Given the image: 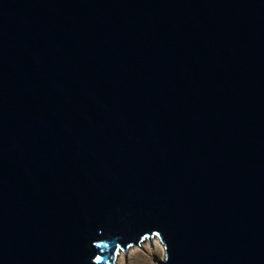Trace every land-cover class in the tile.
<instances>
[{"label":"water","instance_id":"1","mask_svg":"<svg viewBox=\"0 0 264 264\" xmlns=\"http://www.w3.org/2000/svg\"><path fill=\"white\" fill-rule=\"evenodd\" d=\"M152 236L264 264V0H0V264Z\"/></svg>","mask_w":264,"mask_h":264},{"label":"rangeland","instance_id":"2","mask_svg":"<svg viewBox=\"0 0 264 264\" xmlns=\"http://www.w3.org/2000/svg\"><path fill=\"white\" fill-rule=\"evenodd\" d=\"M146 243L143 244V242H139L138 245L140 248L134 244H131L127 246L124 251V257L122 256V259L120 261V264H158L155 260H152L151 257L155 258H161L162 256V244L159 241L154 242L153 238H149V244L147 238L145 239ZM158 240V239H157ZM135 247V250L131 253H127L129 248ZM123 253V251H121Z\"/></svg>","mask_w":264,"mask_h":264},{"label":"bare ground","instance_id":"3","mask_svg":"<svg viewBox=\"0 0 264 264\" xmlns=\"http://www.w3.org/2000/svg\"><path fill=\"white\" fill-rule=\"evenodd\" d=\"M153 238V241L154 242H158L159 243V241L157 240V238H156V236H152L151 237V239ZM146 238H143V240L142 241H140V243L141 242H143V244L144 243H146V240H145ZM130 247V246H129ZM128 248V247H127ZM126 248V249H127ZM135 250V247H131V248H129V250H128V252L127 253H131V252H133ZM126 251V250H125ZM122 256H123V253L121 252V250H119L118 252H117V254L115 255V258H114V264H120V261H121V259H122ZM123 260V259H122Z\"/></svg>","mask_w":264,"mask_h":264}]
</instances>
